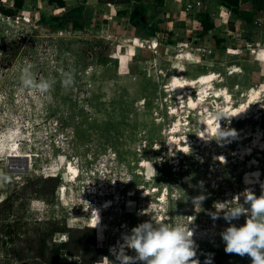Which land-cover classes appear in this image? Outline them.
Instances as JSON below:
<instances>
[{"label": "rangeland", "instance_id": "obj_1", "mask_svg": "<svg viewBox=\"0 0 264 264\" xmlns=\"http://www.w3.org/2000/svg\"><path fill=\"white\" fill-rule=\"evenodd\" d=\"M12 1L0 0V264H111L151 216L188 223L199 264H249L209 213L264 184V40L239 51L233 38L210 59L165 29L143 38L137 2L109 19L89 0ZM26 65L51 87H23Z\"/></svg>", "mask_w": 264, "mask_h": 264}, {"label": "clouds", "instance_id": "obj_2", "mask_svg": "<svg viewBox=\"0 0 264 264\" xmlns=\"http://www.w3.org/2000/svg\"><path fill=\"white\" fill-rule=\"evenodd\" d=\"M65 77L63 83L70 84L71 73H65ZM19 79L23 87L40 91L48 90L52 84L47 78L37 79L31 65L23 68ZM226 134L220 131L218 125L217 136ZM218 158L223 161L222 156ZM241 195L243 202L240 200ZM203 199V194H200L194 198V203L200 205L199 201ZM214 208L210 216L213 219L222 216L228 222L220 231L224 250L241 256L248 255L251 257L249 264H264V184L259 194L246 188L230 200L215 202ZM242 215L243 222H233ZM128 249L132 250L131 254ZM110 251L114 255V259L109 260L111 264H134L135 261L143 264H199L188 223L185 226L168 224L154 216L122 233Z\"/></svg>", "mask_w": 264, "mask_h": 264}, {"label": "crops", "instance_id": "obj_3", "mask_svg": "<svg viewBox=\"0 0 264 264\" xmlns=\"http://www.w3.org/2000/svg\"><path fill=\"white\" fill-rule=\"evenodd\" d=\"M89 1L92 6L104 9L103 13L105 15L108 13L106 17L109 19L117 17V9L123 3L129 5L137 2L138 7L143 10L141 14L133 13L132 19L138 16L143 23L152 28L151 34L142 27L138 28L143 32V38H153L155 34L165 29L172 45L189 48L190 54L193 49L206 51L210 54V59L215 55L221 56L222 52L227 50L225 46L231 45L238 33L246 35L247 40H264V24L261 26L255 24L257 18L264 17V9L255 8V0ZM227 10L230 12L227 13Z\"/></svg>", "mask_w": 264, "mask_h": 264}, {"label": "trees", "instance_id": "obj_4", "mask_svg": "<svg viewBox=\"0 0 264 264\" xmlns=\"http://www.w3.org/2000/svg\"><path fill=\"white\" fill-rule=\"evenodd\" d=\"M48 2L50 3H56L58 5V7L63 8L65 6L66 1L65 0H48ZM254 7L255 8H263L264 9V0H255ZM23 1L22 0H13L12 1V6H14V8L19 9L22 7ZM236 11V10H234ZM82 12V10H76V12H71L68 15H62V16H55L54 14L52 15H48V16H42L39 20L42 23L43 26L45 27H51L54 23V21H60L59 23H57V25L61 24V21H66L68 20V18H71L73 16H77L80 15V13ZM55 21V22H56ZM63 23V22H62ZM132 24L134 26H138V27H142L148 34L152 33V28L148 27L145 23L142 22V20L138 17L135 16L133 17L132 20Z\"/></svg>", "mask_w": 264, "mask_h": 264}, {"label": "built area", "instance_id": "obj_5", "mask_svg": "<svg viewBox=\"0 0 264 264\" xmlns=\"http://www.w3.org/2000/svg\"><path fill=\"white\" fill-rule=\"evenodd\" d=\"M190 6V4H188L187 5V7H189ZM227 13H229L230 12V10H227L226 11ZM255 24H256V26H261L262 24H264V17H259V18H257L256 20H255ZM234 41L236 42V44H235V46H238L237 48H238V50L239 51H243L244 49H249V51H251L252 49H251V44H255V46H256V44L258 43V41H254V42H245V44H244V46H243V40H245L246 38H245V35H242V34H240V33H238L235 37H234ZM258 48H260V47H258Z\"/></svg>", "mask_w": 264, "mask_h": 264}, {"label": "bare ground", "instance_id": "obj_6", "mask_svg": "<svg viewBox=\"0 0 264 264\" xmlns=\"http://www.w3.org/2000/svg\"><path fill=\"white\" fill-rule=\"evenodd\" d=\"M202 78H207L206 76H203Z\"/></svg>", "mask_w": 264, "mask_h": 264}, {"label": "water", "instance_id": "obj_7", "mask_svg": "<svg viewBox=\"0 0 264 264\" xmlns=\"http://www.w3.org/2000/svg\"><path fill=\"white\" fill-rule=\"evenodd\" d=\"M17 160H21V159H17ZM15 169H17V168H15Z\"/></svg>", "mask_w": 264, "mask_h": 264}]
</instances>
